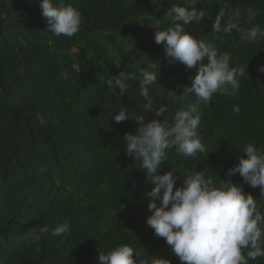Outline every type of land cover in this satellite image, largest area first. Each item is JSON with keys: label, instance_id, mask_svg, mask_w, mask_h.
<instances>
[{"label": "trees", "instance_id": "trees-1", "mask_svg": "<svg viewBox=\"0 0 264 264\" xmlns=\"http://www.w3.org/2000/svg\"><path fill=\"white\" fill-rule=\"evenodd\" d=\"M54 3L72 4L81 12V29L73 37L47 32L39 0H0V264H98L99 251L121 244L131 246L147 264L155 258L181 264L145 222L152 214L147 193L153 185L140 162L124 153V134H136L137 125L132 118L111 121L124 109L126 115L148 120L162 121L167 113L145 114L135 81L128 82L124 94L114 93L106 82L120 71L137 72L133 65H139L157 71L156 86L149 91L170 114L195 103V97L180 95L196 69L170 64L163 44L154 43V28L173 26L168 8L188 6L187 0ZM196 7L205 17L200 24L189 22L185 30L230 54L233 66H246L247 76L239 78L236 95L217 93L209 105H198V131L208 154L186 158L170 151L159 174L175 171L176 187L194 171L217 184L231 180L264 212L259 186L250 187L239 174L225 175L246 158L245 144L264 148V73L258 72L264 65V0H200ZM248 7L260 10L252 22L261 30L255 38L213 31L221 9L226 12L222 25L239 12L241 25L251 26L245 23ZM64 221L71 224L65 236L40 231L45 224ZM249 264H264V257Z\"/></svg>", "mask_w": 264, "mask_h": 264}, {"label": "clouds", "instance_id": "clouds-1", "mask_svg": "<svg viewBox=\"0 0 264 264\" xmlns=\"http://www.w3.org/2000/svg\"><path fill=\"white\" fill-rule=\"evenodd\" d=\"M198 3L200 0H187L188 6L173 4L166 11L173 26L164 30L154 28V43L163 44L170 64L179 62L187 69H196L190 86H185L180 95L181 99L189 95L195 97V103L183 105L170 114L167 105L158 104L149 91L156 86L157 71L133 65L137 72L120 71L107 79V87L114 93L119 89V93L124 94L129 91L128 82L135 81L144 101V113H152L153 117L167 113V116L162 121L148 120L146 115H126L124 109L112 115L111 121L119 124L132 118L137 125L136 134H124V153L140 162L139 168L153 185L147 193V208L152 214L145 222L156 236L171 246L181 264H249V261L264 257V212L260 210L258 200L244 193L242 186L231 180H219L217 184L213 177L201 171L187 174L181 187H176L178 177L174 175L175 171L159 174L170 151L186 158L207 152L198 131L201 123L198 105H209L217 93L236 95L240 89L239 78L247 76L246 66H233L230 54L219 52L214 43L197 39L185 30L189 22L200 24L205 17V12L196 7ZM39 7L46 19L47 32L53 36L71 38L80 31L82 15L72 4L57 6L54 0H39ZM259 13V9H246L245 23L251 25L249 27L241 25L239 12L222 25L226 12L221 9L215 16L212 29L229 36L235 32L241 40L255 38L261 30L252 22ZM258 72L264 73V65L258 67ZM168 93L175 96L173 92ZM233 111L239 112V106L234 105ZM38 119L41 125L46 124L44 117ZM241 151L246 158H239L225 175L239 174L250 187L259 186L264 196V148L248 143ZM70 229V222L64 221L54 222L51 227L45 224L40 231L61 237L69 234ZM134 253L135 250L127 244L117 245L107 252L99 251L98 264H147V261H140L136 253L134 260ZM152 264H170V261L155 258Z\"/></svg>", "mask_w": 264, "mask_h": 264}]
</instances>
